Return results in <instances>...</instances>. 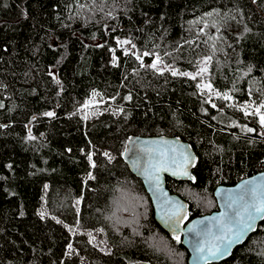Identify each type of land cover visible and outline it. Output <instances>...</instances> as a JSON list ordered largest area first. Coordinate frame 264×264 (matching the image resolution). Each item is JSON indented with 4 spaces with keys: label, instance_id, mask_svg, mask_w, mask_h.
<instances>
[{
    "label": "trees",
    "instance_id": "obj_1",
    "mask_svg": "<svg viewBox=\"0 0 264 264\" xmlns=\"http://www.w3.org/2000/svg\"><path fill=\"white\" fill-rule=\"evenodd\" d=\"M262 105L264 0H0V264H189L128 143H190L194 218L264 170ZM213 264H264V220Z\"/></svg>",
    "mask_w": 264,
    "mask_h": 264
},
{
    "label": "water",
    "instance_id": "obj_2",
    "mask_svg": "<svg viewBox=\"0 0 264 264\" xmlns=\"http://www.w3.org/2000/svg\"><path fill=\"white\" fill-rule=\"evenodd\" d=\"M124 158L149 194L157 222L173 239L179 236L177 241L188 250L189 264H213L228 259L264 220V213L257 215L252 227L239 239L229 231V228L235 230L232 221L246 217L252 205L264 202V170L234 185L217 186L214 191L217 210L191 218L188 202L167 186L168 177L196 182L193 168L197 154L189 142L168 135L136 136L129 141ZM229 240L233 242L226 253L216 251L217 248L223 251ZM198 247L204 249L203 253H198Z\"/></svg>",
    "mask_w": 264,
    "mask_h": 264
},
{
    "label": "snow or ice",
    "instance_id": "obj_3",
    "mask_svg": "<svg viewBox=\"0 0 264 264\" xmlns=\"http://www.w3.org/2000/svg\"><path fill=\"white\" fill-rule=\"evenodd\" d=\"M152 67L155 68L156 64H153ZM202 71H204V69H202ZM173 74H175V72ZM185 75H188V74L185 73ZM193 78H195V77H193ZM228 98L229 97L225 96V99H228ZM261 107H264V105H262ZM257 111H259V109ZM46 115L51 116V115H53V113L49 112V113H46ZM260 120H261V123L264 124V115H262L260 117ZM248 131H252V129H248ZM105 155H107V153ZM251 208H252V210L250 212H248L246 217L239 216V213H238L237 216H239V219L232 221L233 225L235 226V230L233 231L231 228H229V231L232 232V235L234 237H236V239H239V237L246 230H248L249 228L252 227L251 222L253 220H255L257 215L264 213V202H261L260 204H254L251 206ZM176 239L179 240V236H177ZM232 242H233L232 240H229L228 244L225 246L223 251H221L220 248H217L216 251L221 252V254L226 253L227 248L230 247ZM69 247H71V245H69ZM197 251H198V253H203L204 249L202 247H198Z\"/></svg>",
    "mask_w": 264,
    "mask_h": 264
},
{
    "label": "rangeland",
    "instance_id": "obj_4",
    "mask_svg": "<svg viewBox=\"0 0 264 264\" xmlns=\"http://www.w3.org/2000/svg\"><path fill=\"white\" fill-rule=\"evenodd\" d=\"M198 26H200L202 30L209 31L211 33V35L213 36L214 41L217 40L218 34L213 30V25L209 21L205 20L204 22H202ZM109 28H110V26L108 25L107 31H109ZM120 45L125 47V48H128V46L123 42H121ZM128 49L131 50V48H128ZM262 115H264V114H262ZM262 125L264 126V124H262Z\"/></svg>",
    "mask_w": 264,
    "mask_h": 264
},
{
    "label": "built area",
    "instance_id": "obj_5",
    "mask_svg": "<svg viewBox=\"0 0 264 264\" xmlns=\"http://www.w3.org/2000/svg\"><path fill=\"white\" fill-rule=\"evenodd\" d=\"M263 168H264V165H263Z\"/></svg>",
    "mask_w": 264,
    "mask_h": 264
}]
</instances>
